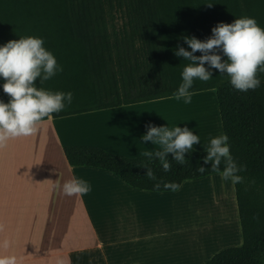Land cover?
Wrapping results in <instances>:
<instances>
[{
    "label": "trees",
    "instance_id": "trees-1",
    "mask_svg": "<svg viewBox=\"0 0 264 264\" xmlns=\"http://www.w3.org/2000/svg\"><path fill=\"white\" fill-rule=\"evenodd\" d=\"M242 17L255 18L264 28V0H0V46L29 35L43 38L63 71L42 84L37 79V87L73 93L72 103L53 114L58 118L174 96L189 63L174 54L177 45L191 51L183 38L206 40L218 23ZM209 70L212 78L195 80L190 91L216 90L223 134L246 170L238 173L243 182L234 184L243 243L219 251L206 264H264V73H258V88L241 92L227 74ZM3 83L0 78V100L7 103ZM64 152L71 165L103 168L150 191L173 190L163 183L156 189L145 167L158 181L180 186L216 174L203 160L205 149L186 153L183 165L169 154L168 172L157 159L99 146H65ZM199 166L206 171L199 173Z\"/></svg>",
    "mask_w": 264,
    "mask_h": 264
},
{
    "label": "crops",
    "instance_id": "crops-1",
    "mask_svg": "<svg viewBox=\"0 0 264 264\" xmlns=\"http://www.w3.org/2000/svg\"><path fill=\"white\" fill-rule=\"evenodd\" d=\"M91 112L45 119L36 135L9 139L0 147V244L10 241L9 248L0 247V256L13 255L18 264H206L219 251L243 243L235 187L218 173L187 179L175 191H150L103 168L71 165L65 146H99L126 156L158 148L142 142L147 128L80 127V120H91L83 117ZM73 177L87 181L91 191L64 195L63 183ZM208 182L217 216L165 222L166 209L177 208L179 200ZM212 229L219 235L204 239ZM179 231L192 235L181 247L173 241Z\"/></svg>",
    "mask_w": 264,
    "mask_h": 264
},
{
    "label": "clouds",
    "instance_id": "clouds-1",
    "mask_svg": "<svg viewBox=\"0 0 264 264\" xmlns=\"http://www.w3.org/2000/svg\"><path fill=\"white\" fill-rule=\"evenodd\" d=\"M211 31L212 36L206 40L185 36L183 39L191 51L177 45L174 53L189 61L181 73L182 83L174 93V98L183 100L185 104L192 102L190 89L195 80L207 82L212 78L210 68L227 74L232 87L241 92L255 90L261 84L258 73H264V28L259 26L256 19L236 18L232 23H218ZM44 43L43 38L29 35L9 40L0 46V78L4 80V93L10 97L7 103L0 100V147L5 146L9 139L36 135L45 118L51 120L54 113L61 112L66 104L72 103L71 91L53 92L37 87V79L42 84L63 71ZM197 51L202 54L195 55ZM205 64L209 67H205ZM146 127L147 131L141 137L142 142H151L158 148L144 152L143 156L149 160L157 159L165 172L171 170L169 154L172 160L183 165L187 162L185 154L194 151V145L200 143L199 136L187 126L181 128L149 124ZM228 140L226 134L211 138L205 148L207 155L203 160L205 163L211 162L212 172L218 173L224 181L242 183L243 177L238 173L246 168L239 166L234 160ZM145 168L147 178L157 181L154 185L156 189L162 183L164 188H171L173 191L179 189V184L158 181L153 170ZM197 171L204 173L206 168L199 166ZM62 191L67 196H84L91 191V185L83 179L73 177L63 183ZM9 246L8 239L0 244L4 249ZM0 264H18V260L13 255H3L0 256ZM57 264H63V261H58Z\"/></svg>",
    "mask_w": 264,
    "mask_h": 264
},
{
    "label": "rangeland",
    "instance_id": "rangeland-1",
    "mask_svg": "<svg viewBox=\"0 0 264 264\" xmlns=\"http://www.w3.org/2000/svg\"><path fill=\"white\" fill-rule=\"evenodd\" d=\"M125 108L126 109L115 107L104 109L102 111H92L90 114L83 116L92 117L88 118L91 120L79 119V125L80 127H86L88 124H93L96 128H127L130 126V128H144L146 125L151 123L152 125L156 123L155 126L174 125L173 127L179 126L181 128L187 126L191 131H193L194 134L199 136L200 143L196 144V147H199V149H205L210 143L212 132L223 134L215 89L192 93V102L190 104H185L183 100L178 101L174 97H168L164 100L160 99L148 101L146 103L126 105ZM104 116H108L109 118H105ZM130 123L135 124L134 126L132 124L127 126ZM142 155L143 154H130L128 156L137 157ZM228 183L231 189L232 187L234 188V184L230 180ZM202 185L203 186H201L200 191L196 192V190H194V193L189 195V199L182 198L179 200L180 205L178 204L179 206L177 208L165 210L164 216L166 217V223L175 222L182 224L186 219H188V221L198 222L202 217L203 219L208 220V217L209 219H213L215 216H217L216 212L211 210L214 209L216 205L212 206L213 204H211V198L213 197L214 193H212L213 191L208 190L210 182L204 183ZM208 213L214 214H212L213 216H209ZM171 214L173 218L168 219ZM165 226L168 225L165 224ZM230 226L231 229L229 230L228 235L231 241L234 226ZM238 228L239 226L237 225V229ZM182 232L176 235L173 239L175 243L180 244V247L181 241L192 237L191 234L187 236L182 235ZM203 235L204 239L209 236H217L219 235V230H206ZM197 237L199 238V234Z\"/></svg>",
    "mask_w": 264,
    "mask_h": 264
},
{
    "label": "bare ground",
    "instance_id": "bare-ground-1",
    "mask_svg": "<svg viewBox=\"0 0 264 264\" xmlns=\"http://www.w3.org/2000/svg\"><path fill=\"white\" fill-rule=\"evenodd\" d=\"M169 119V118H168ZM152 124V123H151ZM149 125V124H148ZM153 125H156V123L155 124H153ZM168 126H170V125H168ZM174 125H171L170 127H173ZM144 128H147V127H144Z\"/></svg>",
    "mask_w": 264,
    "mask_h": 264
}]
</instances>
